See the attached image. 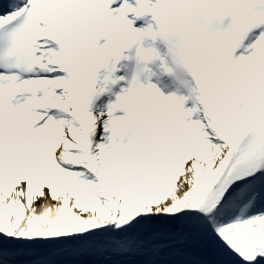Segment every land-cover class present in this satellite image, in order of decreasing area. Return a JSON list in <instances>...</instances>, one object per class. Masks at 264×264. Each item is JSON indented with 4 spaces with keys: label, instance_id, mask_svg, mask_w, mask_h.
<instances>
[{
    "label": "snow or ice",
    "instance_id": "6c2138e0",
    "mask_svg": "<svg viewBox=\"0 0 264 264\" xmlns=\"http://www.w3.org/2000/svg\"><path fill=\"white\" fill-rule=\"evenodd\" d=\"M0 264H264V0H0Z\"/></svg>",
    "mask_w": 264,
    "mask_h": 264
}]
</instances>
